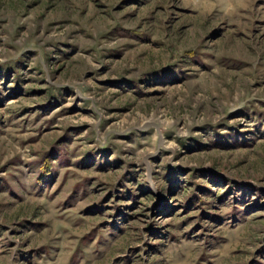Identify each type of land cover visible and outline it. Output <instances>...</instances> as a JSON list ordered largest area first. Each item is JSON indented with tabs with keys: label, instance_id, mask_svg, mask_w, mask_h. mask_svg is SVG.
I'll list each match as a JSON object with an SVG mask.
<instances>
[{
	"label": "rangeland",
	"instance_id": "1",
	"mask_svg": "<svg viewBox=\"0 0 264 264\" xmlns=\"http://www.w3.org/2000/svg\"><path fill=\"white\" fill-rule=\"evenodd\" d=\"M0 264H264V0H0Z\"/></svg>",
	"mask_w": 264,
	"mask_h": 264
}]
</instances>
